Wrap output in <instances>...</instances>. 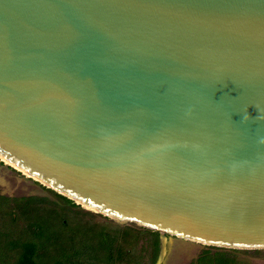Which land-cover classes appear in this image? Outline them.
Segmentation results:
<instances>
[{
    "label": "water",
    "instance_id": "95a60500",
    "mask_svg": "<svg viewBox=\"0 0 264 264\" xmlns=\"http://www.w3.org/2000/svg\"><path fill=\"white\" fill-rule=\"evenodd\" d=\"M0 158L156 264L264 249V0H0Z\"/></svg>",
    "mask_w": 264,
    "mask_h": 264
},
{
    "label": "rangeland",
    "instance_id": "374dc122",
    "mask_svg": "<svg viewBox=\"0 0 264 264\" xmlns=\"http://www.w3.org/2000/svg\"><path fill=\"white\" fill-rule=\"evenodd\" d=\"M31 197L45 198V201L31 203L28 200ZM64 207L71 210L63 209ZM54 208L58 213L64 211L69 222H72V216H75L81 221L91 220L93 223L104 225L105 230H111L117 239L123 226L139 227L131 223L116 222L77 205L0 160V264H36L35 259L59 257V250L65 245L59 235L65 240L67 232L78 228L73 223L66 225L67 221L63 219L61 223L65 225L62 227L57 220L60 219L59 215L45 213V210L52 211ZM76 210L81 211L80 215H75L73 211ZM84 211H90L92 214L87 216ZM126 240L122 259H115L110 264H156L160 250L159 233L157 246L150 233H141L136 239L127 237ZM167 240L166 255L160 264H264V249L221 248L171 235L167 236ZM172 243L182 245L184 250L177 246L176 252ZM156 249V257L152 259ZM79 261L77 264L87 263V259ZM55 262L64 264L63 259H57Z\"/></svg>",
    "mask_w": 264,
    "mask_h": 264
},
{
    "label": "trees",
    "instance_id": "16d2710c",
    "mask_svg": "<svg viewBox=\"0 0 264 264\" xmlns=\"http://www.w3.org/2000/svg\"><path fill=\"white\" fill-rule=\"evenodd\" d=\"M28 200L31 203L34 201L42 202L45 201V198L31 197L28 198ZM63 209L71 210V208L68 207H64ZM60 212L58 213L55 208L52 211L45 210V213L59 215L60 219L57 220L63 227L65 224L62 225V219L65 221L67 220L64 211ZM73 212L75 215H80L81 211L76 210ZM83 213L87 214V216L92 214L90 211H84ZM74 218L76 219L77 217L72 216V222H66V225L70 226L73 223V225H77L76 228H78L75 231L73 230V232H67L68 235L65 234V240L68 243H66L62 235H59V239L61 238L62 242L65 244L62 246V249L59 250V257L56 259H35L36 264H55V260L57 259H63L64 264H77L80 259H87V263L84 264H110V262L113 260L115 261V259H122L124 244L127 241V237L136 239L141 233H150L156 246L158 243V232L151 229L123 226L119 239H117L116 236L110 232L111 230H105L104 225L96 222L93 223L91 220L81 221L79 218L74 220ZM156 253L157 249L154 251L152 259H155Z\"/></svg>",
    "mask_w": 264,
    "mask_h": 264
},
{
    "label": "bare ground",
    "instance_id": "6f19581e",
    "mask_svg": "<svg viewBox=\"0 0 264 264\" xmlns=\"http://www.w3.org/2000/svg\"><path fill=\"white\" fill-rule=\"evenodd\" d=\"M0 160H1L3 163H6L7 165H9V166L13 167L14 169H16V170L20 171L21 173H23L24 175H26V177H30V178H32V179H34V180H36V181L40 182L41 184L45 185L46 187H49V186H48V185H46L45 183H43V182H41V181H39V180L35 179L34 177L30 176L28 173H26L25 171H22L21 169H19L18 167H16V166H15V165H13L12 163L8 162L7 160H5V159H2V158H0ZM49 188H50V187H49ZM82 207H85V206H82Z\"/></svg>",
    "mask_w": 264,
    "mask_h": 264
}]
</instances>
